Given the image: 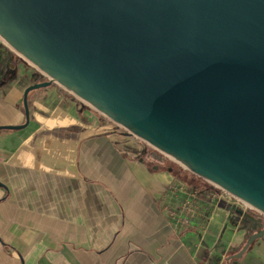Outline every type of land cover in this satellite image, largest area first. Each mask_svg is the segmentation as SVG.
Here are the masks:
<instances>
[{"label": "water", "instance_id": "1", "mask_svg": "<svg viewBox=\"0 0 264 264\" xmlns=\"http://www.w3.org/2000/svg\"><path fill=\"white\" fill-rule=\"evenodd\" d=\"M0 38L47 78L0 131L56 84L264 215V0H0Z\"/></svg>", "mask_w": 264, "mask_h": 264}, {"label": "crops", "instance_id": "2", "mask_svg": "<svg viewBox=\"0 0 264 264\" xmlns=\"http://www.w3.org/2000/svg\"><path fill=\"white\" fill-rule=\"evenodd\" d=\"M20 69L0 90V127L26 123L36 81ZM54 85L30 94L26 128L0 131V264H264V247L227 261L248 228L225 198L185 192L134 136Z\"/></svg>", "mask_w": 264, "mask_h": 264}, {"label": "rangeland", "instance_id": "3", "mask_svg": "<svg viewBox=\"0 0 264 264\" xmlns=\"http://www.w3.org/2000/svg\"><path fill=\"white\" fill-rule=\"evenodd\" d=\"M20 68H25V70L32 72L33 79H34V81H36L35 84L47 81V78L43 73H41L31 63H29L25 59H23L16 51H14L7 43H5L0 38V90L1 91L9 89L12 86V84H14L15 81L19 79V76L21 77V75H22L21 70L22 69H20ZM30 86H32V85H30ZM30 86H28V87H30ZM53 86H55V85H52L51 87L40 89V91L50 90ZM34 92H38V90L33 91L32 93H34ZM79 102H81V104L85 107L86 111L91 114L93 119L96 116H98L99 118L100 117L106 118L105 116H103L102 114H100L95 109L88 106L87 104L83 103L82 101L79 100ZM57 105L58 104H55V107ZM75 113L78 116V118L81 120L82 119L81 107L79 108V106H76ZM52 114H54V112ZM52 114L47 113L46 116L52 115ZM64 115H65L64 113L61 114L60 112H57L55 115V121H57L59 119L61 120V116L64 117ZM67 117H69V116L67 115ZM107 120H109V119H107ZM78 122H80V121H78ZM118 128H119L120 132H127V131L121 129L120 127H118ZM126 134H128V132ZM128 136L131 137V135H129V134H128ZM133 139L135 141L138 140L137 142H138V147L140 150L142 148H144V150L146 149V152H149L151 155L160 156L161 160H163V162L165 164H170V165L177 168L178 173L175 176V178H176L177 183H180L181 188L184 189L185 192H187V193L193 192V193H197L198 195H200V194L215 195V196L220 197L221 200H223V198H225L227 200V203L223 204L224 207H228L229 209L231 207H233V210L235 211L236 216L241 218L240 219V221H241L240 226H243L244 228H248V236H247L246 242L251 235L257 233L259 230H261L264 227V215L263 214L256 211L255 209L249 207L248 205H246L245 203H243L239 199L233 197L229 193L221 190L220 188L214 186L213 184H211V183L207 182L206 180L202 179L201 177L197 176L196 174H194L190 170L186 169L184 166L180 165L179 163L175 162L171 158H169V157L163 155L162 153L158 152L157 150H155L154 148L149 146L144 141H141L139 138L133 137ZM180 178H185L186 182L180 180ZM246 242L244 244H246ZM243 245H242V247H243ZM262 247H264V238L256 241L252 245V249H255V250H258ZM240 250L238 249L237 252H235V253L232 252L230 254H237ZM251 250L248 251L247 254L250 253ZM247 254L244 255V257L242 259L246 258ZM250 258L253 259L254 257L251 254H248V257L246 260H248ZM258 258H261V257H257V259ZM242 259H240V260H242Z\"/></svg>", "mask_w": 264, "mask_h": 264}, {"label": "trees", "instance_id": "4", "mask_svg": "<svg viewBox=\"0 0 264 264\" xmlns=\"http://www.w3.org/2000/svg\"><path fill=\"white\" fill-rule=\"evenodd\" d=\"M123 135H128L126 134L127 132H121ZM147 152H145L146 154ZM146 162L148 163V166H150L152 169H157L158 171H170L174 176L177 175L178 171H177V168L170 165V164H165L163 162V160H161L160 156H155V155H151L149 152H148V158L146 160ZM180 180L186 182V179L185 178H180ZM245 245V244H244ZM243 245V247H244ZM242 247V248H243ZM241 248V249H242ZM252 249V246L250 247L249 251ZM235 254H229L227 256V261L229 259H231V256H233Z\"/></svg>", "mask_w": 264, "mask_h": 264}]
</instances>
